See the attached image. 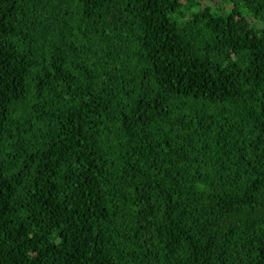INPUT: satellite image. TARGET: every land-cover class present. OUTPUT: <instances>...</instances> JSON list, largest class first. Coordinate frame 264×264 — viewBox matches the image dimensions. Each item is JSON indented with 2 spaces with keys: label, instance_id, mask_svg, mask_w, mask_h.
Masks as SVG:
<instances>
[{
  "label": "trees",
  "instance_id": "trees-1",
  "mask_svg": "<svg viewBox=\"0 0 264 264\" xmlns=\"http://www.w3.org/2000/svg\"><path fill=\"white\" fill-rule=\"evenodd\" d=\"M0 264H264V0H0Z\"/></svg>",
  "mask_w": 264,
  "mask_h": 264
},
{
  "label": "rangeland",
  "instance_id": "rangeland-1",
  "mask_svg": "<svg viewBox=\"0 0 264 264\" xmlns=\"http://www.w3.org/2000/svg\"><path fill=\"white\" fill-rule=\"evenodd\" d=\"M213 1H215V0H213Z\"/></svg>",
  "mask_w": 264,
  "mask_h": 264
}]
</instances>
